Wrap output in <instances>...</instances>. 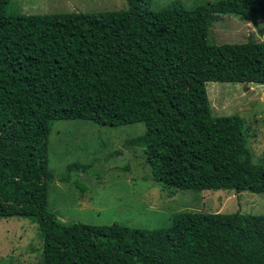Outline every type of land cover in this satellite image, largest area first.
<instances>
[{
    "label": "trees",
    "instance_id": "1",
    "mask_svg": "<svg viewBox=\"0 0 264 264\" xmlns=\"http://www.w3.org/2000/svg\"><path fill=\"white\" fill-rule=\"evenodd\" d=\"M124 1L117 10L22 14L0 0V216L36 223L40 264H264V214L179 211L148 229L65 225L47 207L54 120L142 123L125 146L141 149L162 185L264 192V162L251 161L243 120L212 115L204 86L264 85V41L207 39L217 13L254 24L264 0H170L157 10Z\"/></svg>",
    "mask_w": 264,
    "mask_h": 264
},
{
    "label": "rangeland",
    "instance_id": "2",
    "mask_svg": "<svg viewBox=\"0 0 264 264\" xmlns=\"http://www.w3.org/2000/svg\"><path fill=\"white\" fill-rule=\"evenodd\" d=\"M170 0H150L157 10ZM184 7L213 0H179ZM126 7L124 0H8L9 13L45 14L99 12ZM249 37L264 41V18L254 24L232 13H217L207 31L211 43H240ZM214 116L238 115L243 120L253 163L264 162V85L207 81ZM140 122L115 127L83 120H54L48 134L47 164L53 179L47 207L67 225L124 224L135 228L169 226L179 211L264 214V192L178 189L156 182L140 148L125 140L140 135ZM76 162L71 171L66 166ZM86 165L83 169L80 166ZM68 173L69 180L62 178ZM84 186L82 194L72 184ZM42 239L36 223L18 216H0V264H40Z\"/></svg>",
    "mask_w": 264,
    "mask_h": 264
},
{
    "label": "water",
    "instance_id": "3",
    "mask_svg": "<svg viewBox=\"0 0 264 264\" xmlns=\"http://www.w3.org/2000/svg\"><path fill=\"white\" fill-rule=\"evenodd\" d=\"M261 96L264 98V91H262V94H261Z\"/></svg>",
    "mask_w": 264,
    "mask_h": 264
}]
</instances>
